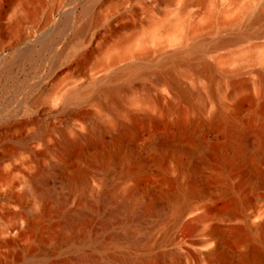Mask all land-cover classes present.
Segmentation results:
<instances>
[{
	"label": "bare ground",
	"instance_id": "obj_1",
	"mask_svg": "<svg viewBox=\"0 0 264 264\" xmlns=\"http://www.w3.org/2000/svg\"><path fill=\"white\" fill-rule=\"evenodd\" d=\"M63 3L36 4V118L0 125L4 236L36 215V264H264V0Z\"/></svg>",
	"mask_w": 264,
	"mask_h": 264
},
{
	"label": "rangeland",
	"instance_id": "obj_2",
	"mask_svg": "<svg viewBox=\"0 0 264 264\" xmlns=\"http://www.w3.org/2000/svg\"><path fill=\"white\" fill-rule=\"evenodd\" d=\"M49 1L0 0V125L6 119L15 117L21 119L28 115L36 118V108H32V102L36 97V82L41 71L39 64H36V40L43 39L51 29L48 25L43 31H36L38 19L36 4H47ZM69 4L70 0H64L63 11L68 10ZM9 8L19 11L16 18H9L11 14V12L8 13ZM85 19L86 16L79 7L78 23H83ZM20 132L16 133V138L24 139L28 135L30 147L36 150V140L33 139L36 125L30 126L27 131ZM8 150H10L9 147ZM6 177L7 172L0 167V180ZM22 179L12 177L17 185ZM22 190L23 188L20 187L13 194L19 199L23 196ZM21 204L27 209L34 206V202L28 196L24 197ZM0 216L4 217L1 213ZM31 221L34 225L33 237L30 239L19 237L17 242H14L16 239L14 236H4L2 232L4 224L0 222V241H2L0 243V264H26L28 262L36 264V215Z\"/></svg>",
	"mask_w": 264,
	"mask_h": 264
}]
</instances>
